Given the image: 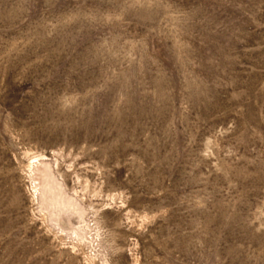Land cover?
Here are the masks:
<instances>
[{
  "label": "rangeland",
  "instance_id": "rangeland-1",
  "mask_svg": "<svg viewBox=\"0 0 264 264\" xmlns=\"http://www.w3.org/2000/svg\"><path fill=\"white\" fill-rule=\"evenodd\" d=\"M0 264H264V0H0Z\"/></svg>",
  "mask_w": 264,
  "mask_h": 264
}]
</instances>
